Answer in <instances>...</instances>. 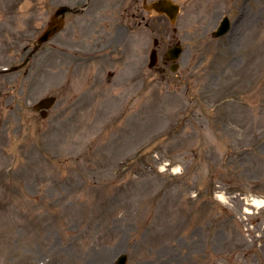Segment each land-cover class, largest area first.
Here are the masks:
<instances>
[{
	"label": "rangeland",
	"instance_id": "obj_1",
	"mask_svg": "<svg viewBox=\"0 0 264 264\" xmlns=\"http://www.w3.org/2000/svg\"><path fill=\"white\" fill-rule=\"evenodd\" d=\"M115 1L68 15L0 76V264H264V208L244 213V197L264 198V0H177V25L147 14L151 30L130 34ZM83 2L0 0V70ZM96 14L105 32L88 48L130 62L116 81L101 77L109 57L85 70L70 58ZM223 15L232 30L213 39ZM155 39L161 58L181 42L176 72L148 68ZM49 96L42 119L33 106Z\"/></svg>",
	"mask_w": 264,
	"mask_h": 264
},
{
	"label": "water",
	"instance_id": "obj_2",
	"mask_svg": "<svg viewBox=\"0 0 264 264\" xmlns=\"http://www.w3.org/2000/svg\"><path fill=\"white\" fill-rule=\"evenodd\" d=\"M155 9H157L159 12H162V11H167L168 13L170 12L169 11V7L172 8L175 12H176V7H174L170 1H165V2H161V3H157L153 6ZM66 10L62 8V10H60L58 12L57 15H59L60 13H65ZM169 15L171 16L172 19H175L174 15H171L169 13ZM56 17V16H55ZM63 27V20L62 19H58L57 17L54 18L52 20V22L49 24V27H47V30L43 33V35L41 36V38L39 39V45H41L42 43L48 41L55 33H57L58 31H60V29H62ZM227 31V29L224 27L223 28V31H222V34L225 33ZM38 48V47H37ZM35 48V49H37ZM153 60L156 61V56L154 55L153 57ZM19 67H15L14 69H18ZM55 102V99L54 98H51V99H47L45 101H43L40 105L37 106V108H41V107H45L46 109L47 108H51L52 105L54 104ZM126 257H122L118 262V264H125L126 262Z\"/></svg>",
	"mask_w": 264,
	"mask_h": 264
},
{
	"label": "flooded vegetation",
	"instance_id": "obj_3",
	"mask_svg": "<svg viewBox=\"0 0 264 264\" xmlns=\"http://www.w3.org/2000/svg\"><path fill=\"white\" fill-rule=\"evenodd\" d=\"M136 1H138V0H136ZM142 1H144V0H142ZM134 16H135V14L134 13H132Z\"/></svg>",
	"mask_w": 264,
	"mask_h": 264
},
{
	"label": "bare ground",
	"instance_id": "obj_4",
	"mask_svg": "<svg viewBox=\"0 0 264 264\" xmlns=\"http://www.w3.org/2000/svg\"><path fill=\"white\" fill-rule=\"evenodd\" d=\"M220 197H223L222 195H220Z\"/></svg>",
	"mask_w": 264,
	"mask_h": 264
}]
</instances>
